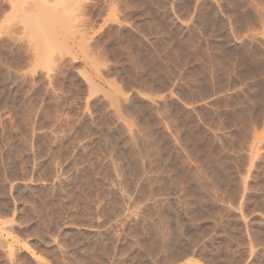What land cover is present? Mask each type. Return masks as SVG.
<instances>
[{
    "label": "rangeland",
    "instance_id": "rangeland-1",
    "mask_svg": "<svg viewBox=\"0 0 264 264\" xmlns=\"http://www.w3.org/2000/svg\"><path fill=\"white\" fill-rule=\"evenodd\" d=\"M0 264H264V0H0Z\"/></svg>",
    "mask_w": 264,
    "mask_h": 264
}]
</instances>
